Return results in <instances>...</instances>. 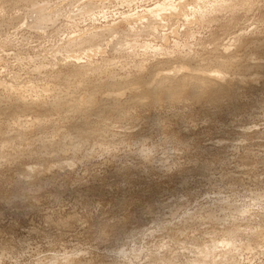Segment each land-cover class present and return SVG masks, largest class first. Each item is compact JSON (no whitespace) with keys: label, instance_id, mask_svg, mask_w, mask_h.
Here are the masks:
<instances>
[{"label":"clouds","instance_id":"obj_1","mask_svg":"<svg viewBox=\"0 0 264 264\" xmlns=\"http://www.w3.org/2000/svg\"><path fill=\"white\" fill-rule=\"evenodd\" d=\"M0 264H264V0H0Z\"/></svg>","mask_w":264,"mask_h":264}]
</instances>
